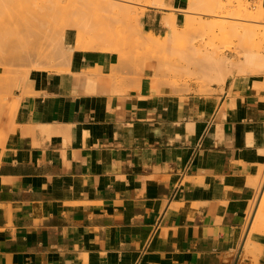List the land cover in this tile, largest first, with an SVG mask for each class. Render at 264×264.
<instances>
[{
  "label": "crops",
  "instance_id": "1",
  "mask_svg": "<svg viewBox=\"0 0 264 264\" xmlns=\"http://www.w3.org/2000/svg\"><path fill=\"white\" fill-rule=\"evenodd\" d=\"M160 1L138 31L171 47L163 21L181 28L188 0ZM73 38L61 69L15 83L0 121V264H238L264 164V53L176 91Z\"/></svg>",
  "mask_w": 264,
  "mask_h": 264
},
{
  "label": "rangeland",
  "instance_id": "2",
  "mask_svg": "<svg viewBox=\"0 0 264 264\" xmlns=\"http://www.w3.org/2000/svg\"><path fill=\"white\" fill-rule=\"evenodd\" d=\"M152 1L155 0H129L123 2L130 7V11L135 7L137 10L142 9L146 11L147 7L154 6L152 5ZM261 1L188 0L184 13L190 17L189 26L186 31H182V27L178 28L176 26L172 28L171 47H167L164 41H159L154 36L151 38L149 34L141 35L138 29L134 30V32L128 31L121 21V16H115V24L109 26L110 30L104 31L106 26L104 28L100 22H103L102 20L110 16V13L108 11L96 10L91 5L80 0H0V16L3 14V16H6L5 14L7 16L13 15L12 12L14 13L17 10L18 12L22 11L24 15L28 14V17L32 15L30 17L33 20H35L34 17L43 18V20L51 19V25L59 28V30H70V33L74 34L73 39H75V30L73 28L68 29V27H77V23L82 24L77 27L82 31L90 30L101 34L105 33L107 34V41L113 43L123 51L122 58L127 60L126 64L129 62V66L139 65L135 66L137 70L136 78L140 77L142 72H146L152 79L158 78V80L154 79V82L159 80L165 84L167 82L176 91H182L186 89V79L200 83V87L204 89L210 82L204 80L206 77L203 78L199 66L201 53H205L206 49L211 54L213 51H216L217 53L214 52L216 54L213 53V56L217 57L216 55H218L217 58H222L221 60L224 62L222 71L217 79L223 80L228 73L233 71V65L235 67L239 66L242 71L253 66L254 57L247 59V55L251 53L254 56L264 53V30L258 31V29H262V26H259L258 23L264 22L261 14ZM224 13L227 14L226 17H222L225 16L223 15ZM37 14L38 16L36 17ZM206 23H210L213 27L210 25L212 28L210 26L208 28ZM217 23H221L219 26H222L224 23L225 26L218 28ZM207 29L208 31H212H207V34ZM206 36L207 38H211V43L216 49L213 50L211 48L212 51H208L210 50L211 43H208L209 41L204 42L207 39ZM203 42L205 45H203ZM64 43V49L68 50L69 47L65 41ZM203 48L205 49L204 51ZM221 54L227 57L224 58ZM259 57V63L254 66L262 69L264 68V55ZM66 62L65 59L57 55L53 62L49 61L47 64L41 63L34 66L28 65L29 67L25 73L22 68L20 69L22 73H20V70L19 73L17 71L14 73V68L15 66L17 68L23 66L25 69L26 64L22 66L14 65V68L12 65L13 71L8 76V86H4V88L3 86L0 87V121L4 118H9L10 113L8 112V108L16 104V102H10V94L19 79H25L28 73L34 69L45 71L59 70ZM190 67L191 69L188 70ZM15 74L16 76L12 79V75ZM165 78L166 80L164 81ZM263 188L264 164L260 167L256 192L247 211L242 242L239 245L238 264H260L261 246L257 238L261 239V236H264V194L261 196ZM255 212L256 216L252 218ZM247 233L248 235L246 236Z\"/></svg>",
  "mask_w": 264,
  "mask_h": 264
},
{
  "label": "bare ground",
  "instance_id": "3",
  "mask_svg": "<svg viewBox=\"0 0 264 264\" xmlns=\"http://www.w3.org/2000/svg\"><path fill=\"white\" fill-rule=\"evenodd\" d=\"M80 1L85 2L88 5H91V7L96 9V10L108 11L110 13V16H108L105 20H102L103 22H100L104 28L106 26V28H105L106 30L104 29V31L110 30L111 28H109V26H112L115 24V22H114L115 18H116L115 16H121V21L127 27L126 29H128V31L134 32V30L136 31V29L139 30V28H140L139 17L143 14L144 10H142V9L137 10L135 7V8H133L134 10L132 9L130 11V7L128 5H125L123 2V1H129V0H80ZM152 5L159 7V6H163V3L160 0H157V1L155 0V1H152ZM18 10H19V8H18ZM181 10L184 11L185 9H181ZM3 11H1V12H3ZM12 14L13 15H8V16H7V14H5L6 16H3L4 15L3 14L2 16H0V70H1L0 71V87L3 86V88H4V86H8V76L10 75L11 71H13L12 69L14 68V65L22 66L23 64L24 65L26 64L27 66L25 65V69L23 68V66L20 68L18 67L19 69L17 68V66H15V68H14V73H16L15 71H17L19 73V70L21 68H22L23 72L25 73L26 69L29 66L38 65L41 63L47 64L49 61L53 62V60L56 58L57 55L61 56V58L65 59L67 62H69L68 60L70 58V51L64 49V44H65L64 39H66V36L68 33H70V30H64V31H62L63 29L59 30V28L51 25V23H50L51 19L50 20H48V19L43 20V18H35L34 17L35 20H33V18L30 17L32 15H30L28 17L27 16L28 14L24 15L22 13V11L18 12L17 10L14 11V13L12 12ZM50 14H52V13H50ZM47 15L50 16L49 14H47ZM223 15H225V16H222V17H226L227 14L224 13ZM37 16H38V14L36 15V17ZM45 16H46V13H45ZM85 22H87V21H85ZM163 22L165 25L170 26V28L176 27V24L174 23L173 18L170 16H167ZM189 22H190V17L185 16V21H184V24L182 26V31H186L187 27L189 26ZM221 23L220 24L217 23L218 24V25L216 24L217 27L219 25H221ZM80 25H82V24H79V23L76 24L77 27H79ZM88 25H89V23H88ZM210 25H211L210 23H208V24L206 23L207 27ZM211 26L213 27V25H211ZM224 26L225 25L223 23V25L219 26L218 28L224 27ZM77 27H73V26L68 27V29L73 28L75 30V39H74V43L72 45V48L80 49V50H105V51L115 52V54L117 53L118 58L116 59L117 64L114 67L119 71L122 68L130 67L129 66L130 63L128 62L129 64L128 63L126 64L127 60L122 58L123 51L120 48H118L116 45H114L113 43L107 41V39H106L107 34H105V33L101 34L99 32H92L90 30H83L82 31L81 29H78ZM207 31H208V29L206 30V33H207ZM209 31H212V30H209ZM204 34H205V31H204ZM152 36L153 35L149 33V37L152 38ZM151 38H150V40H151ZM206 38H207V36H206ZM210 39L211 38L208 37L207 39L204 40V42L209 41L208 43H211L212 41ZM204 42H203V45H205ZM208 43H206V44H208ZM207 46H209V44ZM204 48H203V51L206 49V48L205 49ZM211 48L213 50L216 49V48H214L212 43L210 44V50H208V51H212ZM214 52H216V51H213L211 54V53L207 52V49H206L205 53H203V52L201 53L202 55L200 57L199 66H200V70L202 71L203 78L206 77V79L204 78L205 81H210L211 78L216 79L219 76V74L222 71V68L224 66L223 65L224 62H223V60H221L222 58L218 59L217 58L218 55H216L217 57L213 56L214 54L217 53V52L216 53H214ZM221 55H223V54H221ZM226 57L224 56V58H226ZM132 64L135 65L134 63H132ZM136 64H137V62H136ZM12 65H13V68H12ZM135 66H139V65L137 64ZM20 73H22L21 70H20ZM161 75H163V74H161ZM15 76H16V74L12 75V77H13L12 79H14ZM109 76L111 77L110 73H109ZM151 76H153V75H151ZM112 77H114V75H112ZM207 77H210V79ZM10 78H11V76H10ZM154 79H156V78H154ZM207 79H209V80H207ZM156 80H158V78ZM165 80H166V78L164 79V81ZM156 82L158 84L159 83L162 84V82H160V80L156 81ZM157 83H156V85H157ZM154 84H155V82H154ZM166 84H167V82H166ZM168 86H170V84ZM263 194H264V188L262 190L261 196ZM255 216H256V212L252 215V218H254ZM247 235H248V233L246 234V236ZM244 242H243V244H244Z\"/></svg>",
  "mask_w": 264,
  "mask_h": 264
}]
</instances>
